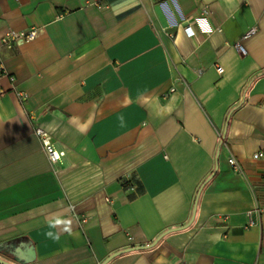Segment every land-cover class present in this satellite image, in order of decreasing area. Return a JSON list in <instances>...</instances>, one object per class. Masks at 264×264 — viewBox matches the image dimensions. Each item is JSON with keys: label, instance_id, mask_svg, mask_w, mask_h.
Masks as SVG:
<instances>
[{"label": "crops", "instance_id": "obj_1", "mask_svg": "<svg viewBox=\"0 0 264 264\" xmlns=\"http://www.w3.org/2000/svg\"><path fill=\"white\" fill-rule=\"evenodd\" d=\"M35 28L0 49L15 78L0 76V257L101 264L148 246L190 223L220 152L193 225L108 264H264V0H0V42Z\"/></svg>", "mask_w": 264, "mask_h": 264}, {"label": "built area", "instance_id": "obj_2", "mask_svg": "<svg viewBox=\"0 0 264 264\" xmlns=\"http://www.w3.org/2000/svg\"><path fill=\"white\" fill-rule=\"evenodd\" d=\"M205 14H207L206 11L204 12V15ZM39 33H40V29L38 28L29 30V31H21V32L8 31L7 34L2 36L1 38L0 49L14 50L22 42L29 43V42L34 41L35 38H37V36L39 35ZM185 33L188 37H191V38L194 35L192 30H190L189 28L185 29ZM256 33H257L256 28H252L248 30V32L245 33L244 36L240 40L236 41L232 45V48L236 49L240 55L247 56V50L243 47V41L248 40V38L256 35ZM217 72L221 75V73L224 72V69L222 67H218ZM0 76L9 77L12 83L15 82V78L11 76L10 73L5 70L1 59H0ZM16 97L19 100L20 104L22 105L28 100V94L25 93L24 91L23 92L17 91ZM35 135L37 139L41 142L43 152L45 153V155H47V158L50 164L54 167L61 165L64 159L66 158L67 154H65L63 150H60L56 147L55 143L52 140L51 135L46 130H44L42 127H38L35 129ZM253 158L264 160V153L263 152L257 153L253 156ZM228 163H230L233 171L236 174L239 175V174L244 173L241 163H239L234 157H230L228 159ZM261 212L262 210L259 207H255L253 210L247 212L246 214L247 220H248V224L246 226L247 229L258 227L261 225V219H260ZM129 238L130 240L132 239L131 237Z\"/></svg>", "mask_w": 264, "mask_h": 264}, {"label": "water", "instance_id": "obj_3", "mask_svg": "<svg viewBox=\"0 0 264 264\" xmlns=\"http://www.w3.org/2000/svg\"><path fill=\"white\" fill-rule=\"evenodd\" d=\"M219 155H220V152H218L217 154V158H216V169L215 171L210 175L209 179L206 180V182L200 187L199 191L197 192L198 195H197V198L195 200V203H194V210H193V214H192V217L190 219V223H188L187 225L183 226V228H179V229H170L169 231L161 234L156 240L154 243L148 245V246H144V247H131V248H128L127 250L125 251H122V252H117V253H114L112 256H110L108 259H106L103 263L101 264H108L109 262H111L114 258L120 256V255H123L127 252H134V251H141V250H145V249H152L154 247H156V245L164 238L166 237L167 235H169V233H172V232H176V231H183V229H187L189 228L191 225H193L194 223V219H195V216H196V213H197V204H198V201H199V198H200V195H201V191L203 190V188L205 187L206 184H208L210 182V180L213 179L214 175L216 174V172L218 171L219 169V164H218V158H219ZM0 264H12L6 260H4L3 258L0 257Z\"/></svg>", "mask_w": 264, "mask_h": 264}, {"label": "clouds", "instance_id": "obj_4", "mask_svg": "<svg viewBox=\"0 0 264 264\" xmlns=\"http://www.w3.org/2000/svg\"><path fill=\"white\" fill-rule=\"evenodd\" d=\"M56 223L60 224V223H63V221L57 220ZM45 236H46V238L51 239L53 241H58L60 239L59 234L54 233L52 231H47L45 233Z\"/></svg>", "mask_w": 264, "mask_h": 264}, {"label": "trees", "instance_id": "obj_5", "mask_svg": "<svg viewBox=\"0 0 264 264\" xmlns=\"http://www.w3.org/2000/svg\"><path fill=\"white\" fill-rule=\"evenodd\" d=\"M261 76H262V74H261V75H258V76H256L255 80H256V79H258V78H260Z\"/></svg>", "mask_w": 264, "mask_h": 264}]
</instances>
